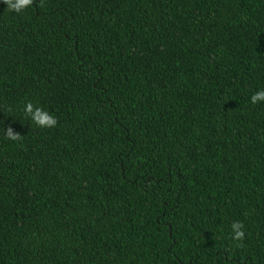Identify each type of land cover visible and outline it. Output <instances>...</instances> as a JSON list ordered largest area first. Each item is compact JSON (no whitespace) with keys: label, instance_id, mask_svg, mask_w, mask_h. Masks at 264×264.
<instances>
[{"label":"trees","instance_id":"16d2710c","mask_svg":"<svg viewBox=\"0 0 264 264\" xmlns=\"http://www.w3.org/2000/svg\"><path fill=\"white\" fill-rule=\"evenodd\" d=\"M260 90L264 0H0V264H264Z\"/></svg>","mask_w":264,"mask_h":264},{"label":"clouds","instance_id":"9594fccd","mask_svg":"<svg viewBox=\"0 0 264 264\" xmlns=\"http://www.w3.org/2000/svg\"><path fill=\"white\" fill-rule=\"evenodd\" d=\"M3 3L7 5V10L13 11L17 14L23 13L26 9L30 8L34 0H3ZM264 102V90L257 91L251 96V103L257 104ZM26 118H29L36 126L40 128H53L57 125L56 118L45 111L43 108L34 107L31 102H28L24 108ZM5 137L12 141H19L22 136L19 133H14L11 128H8ZM232 228V240L236 241L235 247L243 248L242 241L245 237L244 225L241 222H234L231 225Z\"/></svg>","mask_w":264,"mask_h":264}]
</instances>
